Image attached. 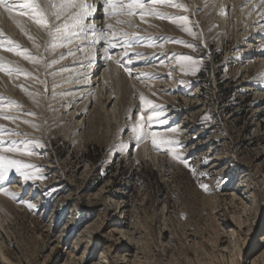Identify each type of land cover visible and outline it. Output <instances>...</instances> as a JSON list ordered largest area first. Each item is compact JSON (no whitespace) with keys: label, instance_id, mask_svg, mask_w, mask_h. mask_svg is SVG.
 <instances>
[{"label":"rangeland","instance_id":"obj_1","mask_svg":"<svg viewBox=\"0 0 264 264\" xmlns=\"http://www.w3.org/2000/svg\"><path fill=\"white\" fill-rule=\"evenodd\" d=\"M252 1L249 12L238 0H168L146 4L164 18L143 20L103 7V39L124 57L104 93L78 99L60 67L65 31L26 14L0 37V155L21 164L0 179V264H264V65L262 47L244 46L264 40V3ZM9 39L23 44L9 51ZM11 141L19 151H3Z\"/></svg>","mask_w":264,"mask_h":264},{"label":"bare ground","instance_id":"obj_2","mask_svg":"<svg viewBox=\"0 0 264 264\" xmlns=\"http://www.w3.org/2000/svg\"><path fill=\"white\" fill-rule=\"evenodd\" d=\"M59 1V0H57ZM237 1V0H236ZM248 1H251V0H238V4L240 5H245ZM257 0H254V2H256ZM261 2V0H259ZM258 1V2H259ZM55 2V1H54ZM253 2V1H252ZM253 2V4H254ZM39 3V2H38ZM86 3L89 4V5H92L93 6V10H92V13L90 16H88L85 20V25H87L86 27H84L83 29L79 28V27H69L67 30H64L65 33L67 34L66 38L68 39V37L70 38L71 40V43H68L67 44V47H66V50H62L61 47L60 51L59 52V55H62V57L64 55H68L70 56V60H66L65 58L63 59L64 61H62V63L60 64V67L64 68V66L66 67V69L64 70L63 69V72H66V76L67 79V85L66 86V90H76L74 93V96L75 99H78V98H83V97H86L87 95H89L90 93L92 92H95L96 91V95L99 94V91H101V93H104V91L106 90V86H105V82L108 78L110 77H113V73H115V71L120 67L118 66L115 67V65H113V63H118V61H122V59H119L121 57H124L122 56V53H119V49L120 47L122 46H117V43L115 44H111L109 45L110 43H107L106 41H104L105 39H103V37H105L107 34H106V30L108 29L107 28V25L110 24L112 22V20L108 21L107 22V19H103L102 17L104 16V13L105 11L103 10V7H108L105 0H86ZM252 4V5H253ZM261 5V4H260ZM41 6V5H40ZM248 6V10L250 12V8L253 7V6H249V4H246L245 7L247 8ZM42 7V6H41ZM147 7V6H146ZM262 7V6H261ZM264 8V7H263ZM79 9L75 8L74 9V12H77ZM106 10V9H105ZM247 10V11H248ZM264 10V9H263ZM14 11H18V13H15ZM19 11L21 12V9H19V7H17L16 9H14L11 13H9L8 11L5 10V8L2 7V9L0 8V32L3 33V35H0V37H5L7 35H10V32L13 30H16V28L18 29V21L20 19V22L22 23L23 21H21L24 17L23 15H21L19 13ZM71 11V10H70ZM110 11V9L108 10ZM70 13V12H69ZM26 15V14H25ZM50 15V14H49ZM115 16V15H114ZM122 16V15H121ZM26 17V16H25ZM28 17V16H27ZM26 17V18H27ZM52 17V16H51ZM71 17V16H70ZM132 17V16H131ZM152 17V16H151ZM264 17V15H263ZM106 18V17H105ZM121 18V17H120ZM125 18V17H124ZM123 18V19H124ZM29 19V18H28ZM54 19V18H53ZM122 19V20H123ZM127 19V18H126ZM130 19V18H129ZM136 19V17H135ZM255 19V18H254ZM64 20V19H63ZM62 20V21H63ZM67 20V19H66ZM253 20V19H252ZM260 20V19H259ZM262 20V19H261ZM119 21V20H118ZM121 21V20H120ZM119 21V22H120ZM135 21V20H134ZM32 22V21H31ZM61 22V21H59ZM127 22V21H126ZM129 22V20H128ZM136 24L135 26L139 27V33L142 34L144 36V34L142 33V31L140 32L141 29H145V25H143L139 19L136 20ZM258 22V21H256ZM70 23V22H69ZM115 23V22H114ZM121 23V22H120ZM113 24V23H111ZM20 25V23H19ZM25 25V24H24ZM94 25V28L95 30H93V26ZM130 25V23H129ZM122 26V25H121ZM133 26V25H132ZM147 26V25H146ZM262 28H260L261 32H263L262 35V38L264 39V24L260 25ZM148 27V26H147ZM122 28V27H121ZM125 28V27H124ZM128 28V27H127ZM126 28V29H127ZM123 29V28H122ZM125 29V30H126ZM136 29V28H135ZM138 29V28H137ZM22 31V29H20ZM18 30V31H20ZM128 30V29H127ZM129 30H132V29H129ZM147 30V29H145ZM258 29L256 28H252V31L256 32ZM24 31V30H23ZM26 31V30H25ZM110 31V30H109ZM27 32V31H26ZM125 32V31H124ZM150 32V30H149ZM20 33V32H19ZM63 33V32H62ZM76 33H79L78 35ZM100 33H104L105 36L101 37L100 36ZM134 33V32H133ZM146 33V32H145ZM148 33V32H147ZM259 33V32H257ZM121 34V33H120ZM129 34V33H128ZM152 34V33H151ZM155 34V33H154ZM17 35V33H16ZM131 36V34H129ZM128 35V36H129ZM136 35V34H135ZM139 35V34H138ZM141 35V36H142ZM20 36V35H19ZM118 36V35H117ZM123 36V35H122ZM158 36V35H157ZM156 36V37H157ZM164 36V35H163ZM136 37V36H135ZM134 37V38H135ZM63 38V36H62ZM65 38V39H66ZM106 38V37H105ZM113 38V37H112ZM120 38V37H119ZM126 38V36H125ZM124 38V39H125ZM133 38V37H132ZM34 39V38H33ZM110 39V38H109ZM118 39V38H117ZM8 40V39H7ZM62 40V39H61ZM111 40V39H110ZM122 40V39H121ZM120 40V41H121ZM128 40V39H127ZM130 40V39H129ZM257 40V38H256ZM1 42L3 40H0ZM6 41V40H4ZM13 41V40H11ZM21 41V40H20ZM18 41V40H15L13 41L14 43L11 45V49H12V46H16V45H19V46H22L21 42ZM63 41H64V38H63ZM117 41V40H115ZM125 41V40H124ZM66 42V41H65ZM118 42V41H117ZM5 43V42H4ZM67 43V42H66ZM119 43V42H118ZM122 43V42H121ZM120 43V44H121ZM126 43V42H125ZM258 43V44H257ZM8 44V43H7ZM119 44V45H120ZM127 44V43H126ZM126 44H123V45H126ZM244 46L248 47V50H246L247 53H251L252 51L249 50V48H258V47H262L264 48V40H260L258 39L257 41H254V42H248L246 44H244ZM7 47V46H6ZM26 47V46H25ZM24 47V48H25ZM19 48V47H18ZM260 48V50L256 51L258 52L259 54V58L258 59V62L262 63L264 65V49ZM123 49V48H122ZM126 51V49H125ZM129 52H131L130 48L128 50ZM169 51V50H168ZM57 52V53H58ZM72 52V53H70ZM116 52V53H115ZM129 52H123L124 54H127ZM105 53H107V56L105 55ZM112 53L113 56H110V71H105L104 75L102 76H98L97 77V73H98V69H96V67L98 65H100L101 63L100 62H103L104 60H106L107 58H109L108 56ZM114 53V54H113ZM132 53V52H131ZM164 53V52H163ZM85 54L88 55L87 58H85ZM123 54V55H124ZM254 54V53H253ZM57 55V54H56ZM80 58V56H82ZM156 55V54H155ZM71 56H73V58L71 59ZM75 56V57H74ZM132 57V56H130ZM170 57V56H169ZM146 58H149V57H143L142 59H135L137 61H140V60H145ZM23 59V58H22ZM128 58L123 61V62H128L127 61ZM131 61V59H130ZM147 61V60H146ZM133 62V61H131ZM141 62V61H140ZM85 64L86 67H80L79 65L80 64ZM130 63V62H128ZM119 64V63H118ZM127 65V64H126ZM136 65V64H135ZM83 66V65H82ZM125 67V65H124ZM130 67V66H128ZM133 67V66H132ZM116 68V70L114 71V69ZM137 68V67H136ZM125 69V68H124ZM103 70V69H102ZM72 71V72H70ZM139 69H126V74L128 75V77L130 76V73H136L138 72ZM59 72V71H58ZM68 72V73H67ZM63 74V73H62ZM63 76V75H61ZM64 78V77H63ZM134 79V78H133ZM133 79H130V80H133ZM63 82V81H62ZM65 82V81H64ZM134 82V81H133ZM63 86V85H62ZM139 86V85H137ZM136 87V86H135ZM141 87V86H140ZM126 88V87H125ZM64 89V90H65ZM247 90H254L253 88H247ZM145 92V91H144ZM72 94V93H71ZM5 95V94H4ZM103 95V94H102ZM106 98H107V101L108 103H111L110 99H111V94H107L106 93ZM73 96V95H72ZM118 96V95H117ZM8 97V96H7ZM10 97V96H9ZM6 98V97H5ZM4 98V99H5ZM11 98V97H10ZM66 98V97H65ZM119 99V97H117ZM104 99V98H103ZM72 100V99H71ZM9 101V100H8ZM16 101V100H15ZM65 101V100H64ZM2 102V101H1ZM13 102V101H12ZM3 103V102H2ZM11 103V102H10ZM67 103V102H66ZM106 105V104H105ZM116 106V105H115ZM26 109V108H25ZM29 110H31V108L29 107ZM75 114V113H74ZM73 114V115H74ZM13 115V114H12ZM22 115V114H21ZM76 115V114H75ZM74 115V116H75ZM27 118V117H26ZM25 118V119H26ZM28 120V119H27ZM32 121V120H31ZM34 121V120H33ZM78 122H80L79 126H81V121L78 120ZM130 135V134H129ZM24 136V135H23ZM128 137V136H127ZM24 138V137H23ZM28 138V137H27ZM26 138V139H27ZM20 139V138H19ZM141 150H145L147 151L146 149V144L143 145L142 149ZM147 153V152H146ZM123 206V205H122ZM117 209V208H116ZM121 210L123 209L122 207L120 208ZM118 210V209H117ZM123 212V211H122ZM121 214V213H120ZM85 232V231H84ZM264 241V240H263ZM4 257V256H3ZM256 259V258H255ZM254 261V260H253ZM252 261V262H253ZM131 263L130 260L124 258L123 261L120 263V264H129Z\"/></svg>","mask_w":264,"mask_h":264},{"label":"snow or ice","instance_id":"obj_3","mask_svg":"<svg viewBox=\"0 0 264 264\" xmlns=\"http://www.w3.org/2000/svg\"><path fill=\"white\" fill-rule=\"evenodd\" d=\"M108 8L111 9V14L113 15H125V16H134V15H140L141 19L143 20L145 15H157L161 18H164L166 14L158 13L155 11L154 8H148L146 7V4L155 5L158 3H167L168 0H105ZM48 3V9H45L40 6L38 3V0H0V7L5 8L6 11L11 13L14 9L19 7L21 9V15L27 14L29 19H32L35 21L36 24H38L40 27L44 29H48L50 34L52 32L55 33H62L64 30H67L69 27H79L83 29L87 25H85V20L88 16L91 15L93 6L86 3V0H60V3H54L53 0H47ZM261 3H264V0H261ZM186 9V6H183ZM77 8L79 9L77 12L72 13L70 20L72 23L70 24L67 20L62 21V17H64L71 9ZM140 10V11H138ZM49 13L54 18L55 21H62L60 24H54L50 26V22L48 19ZM180 20H186L187 17H178ZM123 22V21H121ZM93 30H95L94 25L92 26ZM112 26L110 25L109 28ZM187 30V29H186ZM27 34V33H25ZM77 35L79 33H76ZM0 35H3L2 32H0ZM125 36H127V33H124ZM100 36L103 37L104 33H100ZM29 39H33V37L29 36ZM58 39V38H57ZM9 44H13L14 42L9 39ZM68 43H71V40H68ZM111 43V42H110ZM0 46L2 45V42H0ZM63 43H57L53 44V48L55 47H63ZM18 48L19 45H16ZM191 47V45H189ZM11 51L12 49H8ZM20 55L21 53H17ZM107 56V53H105ZM110 58V57H109ZM25 59L33 60L34 58L31 56H25ZM183 59L191 60V57H184ZM0 70H8L4 69L2 65H0ZM15 71L20 72L21 70L19 68L15 69ZM141 100L146 105H152V101L145 99L143 96H141ZM15 104V102H11ZM19 107V105H16ZM6 119H14V117H4ZM143 125L140 126L142 129ZM3 128L0 126V131H2ZM132 131L136 133L138 131V128L136 125L133 126ZM175 131V129H173ZM6 142L0 139V146L4 145ZM11 147H4L3 151L5 152H16L19 151V148L16 145L15 141H11ZM153 143L155 144L156 141L153 139ZM183 163L187 164L186 160H182ZM12 167L16 168V171H20L21 164L17 160L8 159L7 157L0 155V179L6 178L4 176V173L6 171L11 170ZM23 167H34L29 165H23ZM193 171H195L193 169ZM25 180L32 178L25 174L24 176ZM39 178V177H35ZM205 189H207L206 185H202ZM9 195H15L12 193H7ZM29 207H33V205L29 204Z\"/></svg>","mask_w":264,"mask_h":264}]
</instances>
